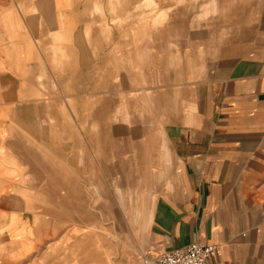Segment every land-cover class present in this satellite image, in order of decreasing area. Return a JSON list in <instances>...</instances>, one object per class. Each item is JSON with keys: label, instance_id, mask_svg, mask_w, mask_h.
I'll return each instance as SVG.
<instances>
[{"label": "rangeland", "instance_id": "rangeland-1", "mask_svg": "<svg viewBox=\"0 0 264 264\" xmlns=\"http://www.w3.org/2000/svg\"><path fill=\"white\" fill-rule=\"evenodd\" d=\"M60 1L69 30L87 31L97 60L91 71L77 64L61 71V78L45 76L50 68H64L63 60L45 62L38 78L44 83L43 107L29 112L30 122L40 124L39 138L33 128L12 126V144L25 145L29 163L27 170L12 163L17 173L11 176L23 188L13 191L26 200L33 218L42 217L35 230L6 229L8 218L3 220L0 264L6 237L12 239L11 264L31 263L24 262L31 257L21 251L24 246L37 253L32 260L50 250L44 264L53 257L56 264H139L141 255L128 246L143 240L157 199L173 190L171 183H180V176L170 174L173 152L153 124L163 87L170 77L175 111L176 94L225 80L241 60L254 58L264 70V0ZM62 76H70V98L63 97ZM50 88L60 90L56 103ZM89 89L91 96L77 95ZM252 165L259 170V159ZM252 193L255 203L239 208L229 224L236 236L230 245L242 250L237 264H264V200ZM33 230L44 238L37 248L23 244L35 238Z\"/></svg>", "mask_w": 264, "mask_h": 264}, {"label": "crops", "instance_id": "crops-1", "mask_svg": "<svg viewBox=\"0 0 264 264\" xmlns=\"http://www.w3.org/2000/svg\"><path fill=\"white\" fill-rule=\"evenodd\" d=\"M60 3L0 0V224L8 218L6 229H34L32 225L42 217L33 218L26 200L13 191L23 188H18V181L11 176L17 173L12 163L18 162L25 170L29 163L25 145L18 141L13 145L10 134L14 124L25 132L33 128L36 131L32 135L39 138L40 124L30 122L33 116L29 112L43 107L44 83L38 80L45 70L43 64L55 62L56 57L59 62L62 59L64 68H50L51 73L45 76L61 78V71H72L77 64L91 71L97 60L85 37L87 31L82 26L69 30V15L59 11ZM67 77L70 79L62 76L60 83L63 97L70 98L74 90ZM203 87L197 83L176 94L179 109L175 111L170 77L163 87V101L159 99L157 107L161 113L158 123L153 124L173 152L170 174L180 176V183H171L173 190L164 191L157 199L146 236L142 241L133 239V245L128 246L132 254H161L199 242L218 247L212 264H237L242 250L230 245L236 236L229 224L239 208L255 203L253 189L264 200V70L254 58L241 60L229 67L225 80ZM50 90L56 103L60 90ZM77 95L91 96V90ZM251 138H255L254 147ZM254 158L259 159V170L252 165ZM33 169L37 174L42 172ZM34 230L31 235L35 238L23 244L32 242L37 248L44 238ZM4 239L8 248L4 262L11 264L12 239ZM21 251L26 256L31 253L24 261L31 259L30 264H44L50 253L44 251L32 260L36 252H28L25 246ZM86 257L92 259L93 254L89 251ZM56 262L53 257L52 264Z\"/></svg>", "mask_w": 264, "mask_h": 264}, {"label": "built area", "instance_id": "built-area-1", "mask_svg": "<svg viewBox=\"0 0 264 264\" xmlns=\"http://www.w3.org/2000/svg\"><path fill=\"white\" fill-rule=\"evenodd\" d=\"M217 252L216 245L193 242L185 248L161 254L146 251L141 254L139 264H212Z\"/></svg>", "mask_w": 264, "mask_h": 264}]
</instances>
